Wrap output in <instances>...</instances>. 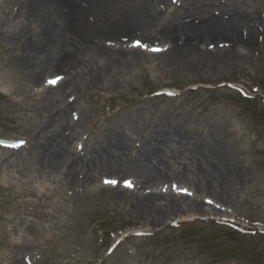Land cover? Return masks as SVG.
I'll use <instances>...</instances> for the list:
<instances>
[{"label":"rangeland","instance_id":"374dc122","mask_svg":"<svg viewBox=\"0 0 264 264\" xmlns=\"http://www.w3.org/2000/svg\"><path fill=\"white\" fill-rule=\"evenodd\" d=\"M119 1L111 0L114 8ZM124 1L136 7L141 3ZM149 1L153 10L143 16L152 22L153 32L130 27L106 29L99 35L119 38L111 42L112 47L124 54L112 68V82L103 78L71 97L70 132L76 136L72 148L100 152L112 143L134 154L133 148L144 143L143 136L147 139L145 124L150 123L155 134L159 127L173 124L179 133L190 131L198 143L205 144L199 155L204 164L221 157L222 166L238 169L237 191L225 194L215 212L208 211L213 205L205 203L213 199L205 198L203 213H178L151 223V216L131 202L132 189L120 186L127 178L133 183L130 173L101 172L100 177L116 178L118 185L111 186L100 177L85 182L81 172L78 180L84 183L71 185L63 179L65 166L41 176L24 163L17 164L0 171V264H24L23 255L32 264H264V0ZM14 3L0 0V33L22 18ZM74 3L86 7L89 0ZM127 15L120 13L115 20L125 22ZM186 18L196 25L203 22L210 32L209 40L192 37L190 41H207L212 51L234 47L227 64L198 68L187 62L174 67L162 64L169 42L183 37L167 35L169 31L163 37L155 29L159 25L176 29ZM81 19L106 21L83 9ZM206 29L200 30L199 37L207 36ZM134 38L159 45L162 51L132 49ZM20 52L0 47V59ZM44 71L35 81L0 68V136L26 140L27 147L17 154H25L41 134V118L32 104L49 94L45 92L52 87L46 81L57 75L68 77L66 69L48 66ZM173 179L155 190L189 199L195 196L189 178ZM173 185L192 195L179 193ZM28 189L46 195L31 196ZM36 203L43 208L28 213Z\"/></svg>","mask_w":264,"mask_h":264},{"label":"bare ground","instance_id":"6f19581e","mask_svg":"<svg viewBox=\"0 0 264 264\" xmlns=\"http://www.w3.org/2000/svg\"><path fill=\"white\" fill-rule=\"evenodd\" d=\"M135 1L137 3V0ZM139 1L141 2L139 7L132 1L122 0L114 8L111 0H89L86 7H77L75 0H14L17 14L22 18L0 33V47L6 51L21 52L12 58L0 59V68H7L36 81L45 72L46 67L54 66L60 70L66 69L68 77L56 88L47 90L45 93L49 94L45 95L42 101L40 99L32 104V110L41 118L38 123L41 134L30 153L17 154L18 151H6L0 147V171L24 163V167L30 171L45 176L65 166L63 179L73 185L84 183L78 180V174L81 172L85 182L93 183L96 179L99 180L101 172L115 169L133 176L135 183L131 202L135 206H141L147 215L149 214L148 217L151 216V223L178 213H203L207 209L202 204L205 198L215 200L213 206L208 208V211L215 212L217 208L215 203L223 201L225 194L233 195L237 191V184L240 183L238 169L230 164L222 166L221 157L216 159L215 163L210 159L211 165L204 164L199 155L204 151L205 144L198 143L190 131L179 133L177 126L169 124L167 127H159L155 134L151 130V124L147 123L144 125L147 139L143 136L144 143L140 144L139 149L133 148L134 154L127 153L123 151V146L112 143L101 148L100 152L92 149L91 152L82 150L80 153L72 148L74 139L70 132L72 107L67 99L76 94L81 87L96 86L103 78H108V81L112 82V68L123 58V51L104 43L106 40H113L114 35L98 38L101 32L107 31L106 29L128 30L130 27L148 33L153 32L150 28L152 22L143 16L153 10L152 1ZM82 9L88 10L91 14L102 15L106 20L104 24L116 26L107 27L100 21L95 23L83 21ZM57 10L60 12L56 14ZM124 12H128V20L125 22L115 20L118 14ZM187 19H184L176 29H168L163 25H159L160 29H155L161 36L169 31L167 35L183 37V40L172 39L171 46L162 54L165 56L162 64L174 67L188 63L196 68L227 64V59L234 53L232 50L234 47L221 52L210 50L209 42L200 41L209 40L210 32L205 24L201 22L202 25H196ZM201 29H206L207 36L199 37ZM192 37L199 38V42L190 41ZM200 43L203 44V48ZM85 55L88 60L85 59ZM176 136L177 142H174L173 138ZM113 146L119 151L109 148ZM13 155H17V159L11 158ZM104 178L105 175L100 177L101 180ZM170 178L181 180L189 178V186L195 196L189 199L155 190ZM26 193L36 195L29 189ZM45 195L46 192H38L36 196ZM39 207L43 208V205L36 203L28 213L38 212ZM12 264L21 263L15 261Z\"/></svg>","mask_w":264,"mask_h":264},{"label":"snow or ice","instance_id":"6c2138e0","mask_svg":"<svg viewBox=\"0 0 264 264\" xmlns=\"http://www.w3.org/2000/svg\"><path fill=\"white\" fill-rule=\"evenodd\" d=\"M133 47H137V48H143L146 51H152V52H159L162 51V49H158V48H149L147 45L143 44L142 42H140L139 40L133 42ZM63 79V77L57 75L54 78L48 79L46 81V83L50 86V87H54L56 86L61 80ZM104 184L105 185H111V186H117L118 182L116 180H111V179H105L104 180ZM123 186L125 188L128 189H132L134 187L132 181L130 180H124L123 181ZM173 189L177 190L179 193H182L183 195L186 196H191L192 193L189 192L187 189H177L175 185H173ZM205 203L212 205L214 203L213 200H206ZM217 208H220V204H216L215 205Z\"/></svg>","mask_w":264,"mask_h":264}]
</instances>
